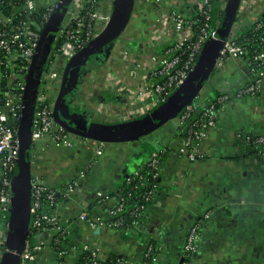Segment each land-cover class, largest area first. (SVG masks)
Wrapping results in <instances>:
<instances>
[{"label":"crops","instance_id":"crops-1","mask_svg":"<svg viewBox=\"0 0 264 264\" xmlns=\"http://www.w3.org/2000/svg\"><path fill=\"white\" fill-rule=\"evenodd\" d=\"M59 1L37 0L36 4L38 9L56 7ZM176 1L190 5L197 0H134L130 21L122 33L76 61L59 106L60 118L68 127L105 136H133L187 98L219 47L216 41L207 43L195 73L162 105L151 109L148 100L135 93L145 81L150 56L162 55L175 35L167 12ZM72 3L59 13L54 27L60 26ZM130 3L103 0L106 20L100 29L102 39L120 27ZM214 8L224 14L217 19L224 28L234 8L232 0H214ZM253 13L264 15V0H255L249 14ZM56 32L49 37L50 47ZM67 64L68 60L60 59L63 71ZM249 80L247 63L230 57L220 68L214 65L193 101L199 109L219 93H235ZM178 123L172 125L168 120L151 133L124 142L76 134L69 147L43 150L33 173L55 184L73 179L80 168L93 161L81 192L64 204L72 246L79 248L89 242L107 257L116 254L127 264H140L145 247L160 237L164 253L156 264H178L184 257L189 230L200 224L203 238L194 264H264V155L243 138L245 134L264 133V87L255 97L231 99L200 146L203 157L196 161L180 154L182 130ZM97 145L102 147L101 154L95 153ZM153 151L163 154V165L158 191L142 221L129 230L102 226L97 219L106 217L107 196L120 191ZM84 212L90 218L81 219ZM69 252L70 261L77 253Z\"/></svg>","mask_w":264,"mask_h":264},{"label":"built area","instance_id":"built-area-1","mask_svg":"<svg viewBox=\"0 0 264 264\" xmlns=\"http://www.w3.org/2000/svg\"><path fill=\"white\" fill-rule=\"evenodd\" d=\"M36 1L26 0V9L30 16L38 9ZM71 2L74 4L72 3L73 6L68 8L56 32L54 43L50 48L49 60L42 69L38 88L30 149L31 219L29 233L17 264H74L85 252H89V255L88 260L83 264H100L109 257L89 242H83L79 248H74L69 240L67 227L70 218L64 216L65 202L81 192L88 168L92 166L93 161L80 168L73 179L62 184L48 182L37 173H33V167L37 166L38 158L44 149L50 146L69 147L76 137L75 133L68 130L55 117V105L64 77V71L59 66L60 59L69 62L80 48L87 43L90 45L99 37L100 29L106 20L103 0H72ZM254 2L255 0H241L240 10L236 13L237 22L223 40L224 30L218 20L213 23L206 22L199 31H196L199 17L212 19L215 9L214 0H197L190 5L176 1L173 8L167 12L175 35L162 55L150 56L145 81L135 91L137 97L148 100L151 109L165 103L195 73L209 41L223 42L215 67L220 68L230 57L247 63L250 80L235 93H219L199 109L196 107V102L192 101L180 111L178 118L182 130V147L179 151L191 161L203 157L200 146L208 138L210 128L216 125L220 113L227 108L231 99L255 97L264 87V52H259L250 58L245 55L244 47L237 43L239 36L253 25L264 28L262 16L249 14ZM51 6H49L50 11L54 8V5ZM49 16L50 14H47L45 18L48 19ZM247 20V25L242 24ZM60 38H63L64 42L61 49L56 50ZM40 39L41 36L27 25L14 27L9 31L0 27V65L7 69L19 67L16 72L9 74L13 75L16 81L13 88L7 92L4 91L2 83L7 78L8 72H0V96L2 93L5 94L4 101L0 103V264L7 252L16 253L8 243V230L14 196L13 177L14 173H18L21 139L18 130L13 128L11 122L19 118L23 110L27 78ZM134 61L139 62L138 59ZM243 138L257 153L264 155V133L245 134ZM95 153H102L100 145L95 147ZM163 157L161 152L153 151L146 161L145 166L154 170L152 178H160ZM132 175L129 176L128 181L135 180L136 176L143 179L140 188L153 184L140 170ZM158 187L159 185L155 184L149 189L145 195L147 203L132 211L131 214L135 218L134 225L125 227V221L120 217L128 207L127 199L121 190L114 196H107L110 203L105 207L106 217L97 220L102 226L116 230L131 229L142 221V217L155 198ZM80 217L83 220L90 218L85 212ZM201 229L200 224H195L189 230L184 246V257L178 264H194V256L203 238ZM65 240L68 241L66 245ZM152 240L157 241L158 245L149 243L145 247L140 264H156L162 258L164 247L160 237ZM70 250H75L77 254L69 261ZM121 264H127L125 258Z\"/></svg>","mask_w":264,"mask_h":264},{"label":"water","instance_id":"water-1","mask_svg":"<svg viewBox=\"0 0 264 264\" xmlns=\"http://www.w3.org/2000/svg\"><path fill=\"white\" fill-rule=\"evenodd\" d=\"M72 0H61L56 10L53 12L49 24L46 27V29L43 31L42 37L40 39L39 45L37 47L33 63L31 64L29 75L27 78V88L24 96V105L22 110V119L20 123V139H21V147H20V155H19V162H18V173L17 176L14 178V196H13V206L11 209V218H10V227L8 230V243L9 245L16 250V253H10L7 252L4 255V259L2 264H17L19 260V255L23 250L24 243L26 240V237L29 233V227H30V219H31V156H30V149H31V132H32V125H33V117L36 107V101H37V94H38V88L40 85V79L42 74V67L38 69L40 54L45 45H47L50 48V44L47 40L48 37L53 34V31H57L58 27H54V23L62 10H65L67 5ZM232 4L234 5L233 10H231L229 16V20L226 26L223 28V34L222 39H226L228 34L230 33L234 16L237 13V6L239 4V0H232ZM134 6V0H131L129 10L125 18L123 19V22L121 23L120 27L111 35H108L107 37H101V35L96 38L90 45L84 48V50L73 56L65 68L64 71V77L62 82L61 91L58 97V100L55 105V117L56 119L65 125L71 132L95 139L98 141H106V142H114V141H131L139 139L152 131H154L159 126L163 125L165 122H167L169 119L175 117L188 103H191L194 98L199 94L200 89L204 86L206 80L208 79L209 75L211 74L214 65L216 63V60L219 55V50L221 49L223 42H219V47L217 48L215 54H213L212 58L209 61V64L207 68L205 69L202 77L198 80L197 84L193 88V90L190 92V94L187 96V98L175 109L172 110L170 113H168L165 117L160 119L158 122L154 123L149 128L145 129L144 131H141L140 133L128 136V137H119V136H105L98 133H91L82 131L79 129L68 127V125L60 118L59 115V106L63 99L66 87H67V81L69 76V71L71 70L72 66L76 63V61L88 50L96 48L98 46H103L106 44H109L115 37H118L122 31L125 29L127 24L130 21L132 11ZM35 26L36 23L33 22ZM19 203H18V202ZM20 216L22 218L20 219Z\"/></svg>","mask_w":264,"mask_h":264},{"label":"trees","instance_id":"trees-1","mask_svg":"<svg viewBox=\"0 0 264 264\" xmlns=\"http://www.w3.org/2000/svg\"><path fill=\"white\" fill-rule=\"evenodd\" d=\"M61 1V0H60ZM59 1V3H60ZM58 3V5H59ZM54 7L50 11V7H42L40 9H37L31 16L29 15L27 9H26V0H0V27H2L5 30H11L14 27L18 26H29L32 31L39 34L42 37L43 31L46 29V27L49 24V20L53 14V12L58 7ZM52 7V6H51ZM47 14H50L49 18L46 19L45 16ZM230 14V13H229ZM224 14H222V11L220 12H213L212 19H206L205 17L201 16L199 17V21L196 24V31H199V29L206 23H213L215 20L217 21L218 17H223ZM200 16V15H199ZM264 21V15L262 16ZM236 15L234 16L235 21ZM35 22L37 26H35L32 22ZM233 21V22H234ZM49 41V37L47 38ZM63 38L58 39L56 50L61 49V46L63 45ZM237 43L244 47L245 55L247 57H254L259 52H264V28H257V25H253L249 29H246L242 35L239 36L237 39ZM88 43L83 47L80 48L76 54L81 53L85 47H87ZM51 48V47H50ZM50 48L45 45L41 51L38 69L40 66L43 69V66L45 63L49 60L50 57ZM75 54V55H76ZM186 56V55H185ZM19 68V67H18ZM16 67H10L5 68L4 66L0 65V72H8L7 78L4 80L3 87L4 91H8L9 89L13 88V85L16 81V79L13 77L14 72L17 71ZM41 69V68H40ZM7 70V71H5ZM21 74H23L21 72ZM20 74V75H21ZM4 93L0 96V103L4 101ZM22 111L20 113V117L15 119L11 122L13 128H16L18 130V135L20 132V123L22 119ZM67 128V127H66ZM68 129V128H67ZM69 130V129H68ZM255 150V149H254ZM140 172L149 178L150 181L153 182L152 185H148L147 187L140 188L141 183L143 182V179L140 178V176H136L135 180L128 181L130 177L133 175H130V177L124 182L121 192L124 194L125 199H127L126 204H128V207L126 208L125 212H122L120 214V217H122L125 221V227L126 226H132L134 225L135 218L132 216V211H134L138 206L146 204L145 195L148 193V190L151 189L155 184L159 183V178H152L154 170L146 167L145 165L139 169ZM17 176V173H14L15 178ZM146 186V185H145ZM15 193V192H14ZM115 195V194H114ZM132 196V197H131ZM131 197V198H129ZM22 216H20V219ZM68 241L65 240L64 244L66 245ZM154 246L158 245V242L155 240H151L150 242ZM186 253V252H185ZM89 252H85L74 264H83L85 261L88 260ZM187 258V257H186ZM123 257L116 254H110L106 261L100 263V264H121L123 262Z\"/></svg>","mask_w":264,"mask_h":264},{"label":"rangeland","instance_id":"rangeland-1","mask_svg":"<svg viewBox=\"0 0 264 264\" xmlns=\"http://www.w3.org/2000/svg\"><path fill=\"white\" fill-rule=\"evenodd\" d=\"M90 52H91V49L89 50V51H87V52H85L83 55H84V57H87V56H89V55H91L90 54ZM82 55V56H83ZM169 122L172 124V125H178L179 123V121H178V117L176 116V117H173V118H171V119H169ZM31 169V168H30ZM32 172V171H31ZM18 202V201H17ZM19 203V202H18ZM10 216H11V214H10Z\"/></svg>","mask_w":264,"mask_h":264}]
</instances>
